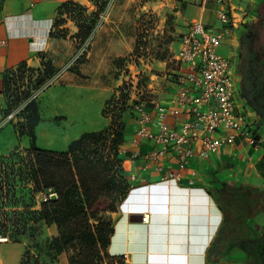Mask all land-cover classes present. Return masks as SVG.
I'll use <instances>...</instances> for the list:
<instances>
[{"label": "crops", "instance_id": "crops-1", "mask_svg": "<svg viewBox=\"0 0 264 264\" xmlns=\"http://www.w3.org/2000/svg\"><path fill=\"white\" fill-rule=\"evenodd\" d=\"M71 1L81 5L88 4V0H3L0 7V109L5 106L2 93L4 71L15 69L21 63L33 68L42 67V55L51 60L53 71H56L72 56L75 45L71 34L66 38L50 36L58 7ZM260 1L264 0H230L239 24L234 28L232 38L221 45L223 52L237 55L240 25L254 19ZM200 10L195 19L206 25H218L215 12L213 15L205 13L203 4ZM177 45L178 43L175 48ZM80 72L81 75H77L66 71L50 85L56 82L63 87L65 95L74 94L72 90L75 88L78 95L80 92L82 94L84 83L88 84L87 89L90 83L97 85L98 76L103 74L99 68L93 74L95 78H89L84 67H80ZM105 83L99 86L98 91L106 97L103 92ZM49 86L36 96L41 116L34 129L38 147L63 151L71 140L82 133L97 130L106 124L103 121L101 126L89 130L77 125L68 132L63 129L65 126L58 123L59 120L69 125L84 123L83 109L79 118H74L73 111L67 109H54L43 116L42 112L47 107L45 101L53 98L45 94ZM173 94L158 101L167 105ZM147 104L150 106L151 103ZM244 106L250 117L256 119L253 112ZM124 120V142L119 151L123 154L122 167L130 186L117 209L107 213L113 218V232L106 249L107 255L123 256L125 264H243L244 254L237 248L219 256L214 263L206 258L207 250L223 220L221 208L211 191L219 189L222 183L233 187L253 185L264 191V141L258 147H253L237 138L234 145L211 154L208 158L202 159L195 155L189 160L177 182H164L163 174L154 169V164H150L147 169L143 168V154L149 145L133 141L135 116ZM182 120V116L169 117L167 122L172 127H179ZM257 132L264 140V129L258 128ZM18 142L17 132L11 127L8 134L0 137V155H7ZM20 143L21 147H27L28 138L21 137ZM170 156L171 159L163 164L172 171L177 170L175 159ZM145 213L149 215L147 222L142 221ZM134 215H140L141 218L137 221L130 220ZM248 222L251 227L259 229L264 224V213L259 212ZM48 230L50 237L57 233L55 225L48 226ZM27 248L24 241H0V264H21ZM58 260L59 264H68L67 254L60 253Z\"/></svg>", "mask_w": 264, "mask_h": 264}, {"label": "trees", "instance_id": "trees-1", "mask_svg": "<svg viewBox=\"0 0 264 264\" xmlns=\"http://www.w3.org/2000/svg\"><path fill=\"white\" fill-rule=\"evenodd\" d=\"M88 1L95 6L91 13L74 1L61 4L50 36L66 38L69 34L64 24L70 17L77 27L74 36L81 42L87 39L109 3V0ZM2 2L0 0V7ZM238 39L239 94L255 115V129H264V1L258 3L254 19L240 25ZM41 66L42 74L38 75L35 86L42 84L53 71L51 60L44 55ZM31 68L21 63L15 69L4 71V115L20 101L18 96L10 99V72L17 70L23 74ZM69 70L81 75L78 67ZM115 99L105 101L102 113ZM22 115L24 121L16 129L19 136L29 139L26 150L32 159L27 168L34 190L50 188L56 193L55 198L41 202L39 210L29 213V218L36 222L55 225L57 233L49 240V251L54 253V258L66 252L68 264H125L123 256L111 257L106 252L113 232V218L107 213L117 209L129 190L126 171L122 167L123 154L119 152L124 142L123 120L117 121L114 116L103 129L84 132L71 140L65 150L55 151L36 145L34 129L41 117L36 99L25 106ZM211 193L221 208L223 220L207 250V260L214 263L219 256L237 248L244 254L243 264H264V224L255 229L248 222L259 212L264 213V191L253 185L233 187L222 183ZM2 214L0 194V234H5ZM24 231L21 229L20 232L23 234ZM26 255L31 253L24 252L21 264H30Z\"/></svg>", "mask_w": 264, "mask_h": 264}, {"label": "rangeland", "instance_id": "rangeland-1", "mask_svg": "<svg viewBox=\"0 0 264 264\" xmlns=\"http://www.w3.org/2000/svg\"><path fill=\"white\" fill-rule=\"evenodd\" d=\"M202 4L205 5L204 12L213 15L212 2L204 0H109L91 34L83 42L74 36L77 31L76 24L67 17V25L64 27L68 34H71L75 45L72 56L37 86L36 79L42 74V67H32V70L23 74L17 70L11 71L10 99L14 100L15 96H18L20 101L15 107L23 105L46 81L57 75L59 78L72 67H78L79 70L84 67L89 78L94 77V72L99 68L103 74L98 76L97 85L90 83L87 89L88 84L84 83L82 94L80 92L77 95V89L73 88L74 94L65 95L63 87L59 84L54 82L50 85L45 94L53 98L45 101L47 107L42 115L47 116L54 109H67L73 111L74 118H79L83 109L84 123L69 125L59 120L58 123L65 126L63 129L68 132L77 125L89 130L101 126L103 121H106L99 129L91 130L99 131L106 127L114 116L117 121L123 120L125 125L124 119L134 118L137 103L147 104L173 94L178 83L177 64L173 58L178 35L198 16ZM83 7L87 13L95 10L90 1ZM80 48L84 52L74 58ZM219 52L229 56L233 64H237L236 54L229 55V52H223L221 48ZM104 82L106 86L103 92L106 97L98 91ZM236 82L239 87L237 73ZM26 93L28 94L25 97ZM109 98L116 99L110 102L102 113L104 103ZM0 111L2 112V109ZM23 121L21 111L14 121L0 127V137L8 134L11 127L17 132L16 126ZM17 136L19 142L14 149L7 155H0V194L4 212L2 220L6 226L5 234L0 236L5 237L2 241H24L28 247L26 251L31 253L30 256H25V259H30V264H59L58 257L54 258V253L48 249L51 238L48 234L50 225L29 218V213L40 208L42 191L34 190L27 168L32 156L27 153L28 146L21 147L20 138L23 136ZM21 229H25L23 234Z\"/></svg>", "mask_w": 264, "mask_h": 264}, {"label": "built area", "instance_id": "built-area-1", "mask_svg": "<svg viewBox=\"0 0 264 264\" xmlns=\"http://www.w3.org/2000/svg\"><path fill=\"white\" fill-rule=\"evenodd\" d=\"M204 1L215 6L219 23L212 26L192 19L185 31L178 35L173 55L178 83L168 104L152 101L148 106L139 102L134 108L136 129L133 141L149 145L143 154V168L154 164V169L163 174L164 182H177L195 155L208 158L234 145L237 138L253 147L264 141L255 129V119L250 117L240 97L236 64L219 52L223 42L232 38L239 21L233 14L230 0ZM82 52L81 48L78 49L74 58ZM57 76L46 81L23 105L14 107L5 115L0 111V127L14 121L25 104L35 99ZM180 116L183 120L179 127L168 124L169 117ZM170 155L175 159L177 170L172 171L163 164L171 159ZM55 197L56 193L48 188L40 193V202ZM148 218V213L142 215L143 222Z\"/></svg>", "mask_w": 264, "mask_h": 264}, {"label": "water", "instance_id": "water-1", "mask_svg": "<svg viewBox=\"0 0 264 264\" xmlns=\"http://www.w3.org/2000/svg\"><path fill=\"white\" fill-rule=\"evenodd\" d=\"M140 218H141L140 215H138V216L134 215V216H131V217H130V220H132V221H137V220H139Z\"/></svg>", "mask_w": 264, "mask_h": 264}, {"label": "bare ground", "instance_id": "bare-ground-1", "mask_svg": "<svg viewBox=\"0 0 264 264\" xmlns=\"http://www.w3.org/2000/svg\"><path fill=\"white\" fill-rule=\"evenodd\" d=\"M5 239V237H3V236H0V241H2V240H4Z\"/></svg>", "mask_w": 264, "mask_h": 264}, {"label": "flooded vegetation", "instance_id": "flooded-vegetation-1", "mask_svg": "<svg viewBox=\"0 0 264 264\" xmlns=\"http://www.w3.org/2000/svg\"><path fill=\"white\" fill-rule=\"evenodd\" d=\"M237 60H238V58H237ZM236 67H237V64H236Z\"/></svg>", "mask_w": 264, "mask_h": 264}]
</instances>
